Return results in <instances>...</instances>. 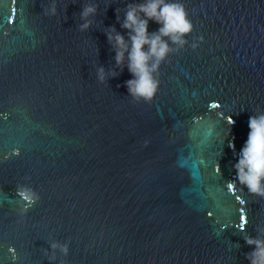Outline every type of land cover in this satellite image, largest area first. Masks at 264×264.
I'll list each match as a JSON object with an SVG mask.
<instances>
[{
	"label": "water",
	"instance_id": "obj_1",
	"mask_svg": "<svg viewBox=\"0 0 264 264\" xmlns=\"http://www.w3.org/2000/svg\"><path fill=\"white\" fill-rule=\"evenodd\" d=\"M55 2L0 0V264H249L264 199L233 165L264 112V0H180L194 30L150 104L105 34L141 0ZM23 187L39 196L25 214Z\"/></svg>",
	"mask_w": 264,
	"mask_h": 264
},
{
	"label": "clouds",
	"instance_id": "obj_2",
	"mask_svg": "<svg viewBox=\"0 0 264 264\" xmlns=\"http://www.w3.org/2000/svg\"><path fill=\"white\" fill-rule=\"evenodd\" d=\"M97 11L95 4H86L82 8L80 18L83 23L79 25L80 31L91 28V17H94ZM56 14V2L52 0L51 6L45 10V15ZM150 21L160 25L157 31H148ZM117 22L126 35L117 31L114 26L105 33L115 53L116 68L122 72L127 67L133 76V79L125 81L128 94L137 103L143 101L150 104L159 90V69L162 63L171 53L178 52L188 45L186 37L193 32L194 25L180 0H141L128 3L123 10V19L117 9ZM197 39L200 43L203 42V36ZM169 41L171 45H176V48H172ZM190 46L195 50L199 43H192ZM97 77L101 83L106 81L102 67L98 69ZM248 127V138L238 153V161L233 165L236 181L242 192L247 189L248 194L264 199V112L250 116ZM17 195L20 201L24 202L22 214L39 199V196L27 187L18 188ZM246 227L247 220L242 224L240 231L246 232ZM256 232V236H243L245 243L254 249L245 253V259L249 264H264V233L259 226ZM51 248L59 249L65 256L69 253L67 244L52 243Z\"/></svg>",
	"mask_w": 264,
	"mask_h": 264
}]
</instances>
